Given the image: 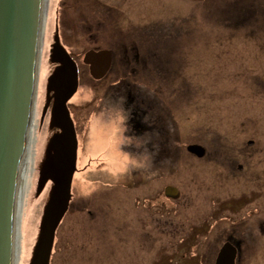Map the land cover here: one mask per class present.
<instances>
[{
    "label": "flooded vegetation",
    "instance_id": "1",
    "mask_svg": "<svg viewBox=\"0 0 264 264\" xmlns=\"http://www.w3.org/2000/svg\"><path fill=\"white\" fill-rule=\"evenodd\" d=\"M103 15L95 20L96 23H93L95 17L91 18L90 27L87 29L89 36H93L101 32L94 30V26L100 23L108 40L91 46L86 42L84 50L77 58H74L68 49L69 46L64 40L67 37L64 36V28L58 23L61 44L76 61L78 69L83 54L91 50H102L111 55V65L106 76L114 70L128 75L111 83L115 86L113 97L116 95L124 100L123 142L119 148L141 160L125 164L118 162L120 168L117 170L113 169V165L104 162L97 166H108L103 172H113L115 177L110 174L108 176L116 179L117 186L132 183L133 196L139 199V205L141 202L143 205L141 211L145 213L150 210L147 213L148 233L154 228L151 211L156 207V211L162 213L160 207L163 205L156 206L158 195L176 203V207L179 206V215L172 216L170 224L173 226L178 221L179 229L183 232L178 240L174 238L177 231L175 236L167 232V235H170L167 237L172 239L168 246L175 242L176 250L173 255L179 249V254L183 253L188 259L195 261V264H216L221 250L227 247L231 254H235L234 264H264V83L262 85V81L255 79L264 78V54L261 55L263 65L258 72L252 65L244 69V78L239 77L240 72L229 73V87H224L223 92L213 88L211 94L214 98H205L204 85L198 84L197 103L191 110V118L196 120L195 129L182 130L178 127L181 122L176 117L180 104L177 102L179 89L174 88L172 82V70H177V65L171 59V53L167 54L168 51L175 54L177 48H180L182 58H188L185 51L187 42L183 34L172 33L168 26L164 32L154 34L152 26L136 28L132 18L125 19L126 24L122 28L120 25L113 27V21L105 13ZM146 27H149L150 33H144L148 30ZM84 35L86 40L88 34L84 32ZM68 36L70 37V30ZM163 44L168 48L164 49ZM217 54L221 55L220 52ZM198 56L195 57L194 66L191 65L196 70V78L203 74L202 58L201 55ZM177 63L181 68L182 60H177ZM82 64L87 66L90 73L89 65L83 60ZM156 73H167L168 76L164 78V96L158 98L156 96L159 94L157 90L160 83ZM141 74L152 75L150 80L153 90L140 83L148 89V95L138 86L136 77ZM129 75H133V79H130ZM172 127L174 129H171ZM174 132L177 133L175 139L172 136ZM201 133L202 142L189 141L194 140L193 136L199 137ZM193 145L202 149L200 154L189 152L188 147ZM173 152L184 153L183 157L179 158L181 162H172L169 154ZM78 159L75 174L79 176L89 168L81 173ZM195 160L199 161V165L192 163ZM200 174L206 180L209 179L208 176L214 177L212 185L203 182ZM177 178V185L181 189L177 190L178 196L166 195V187L175 185L173 182ZM78 179L79 177L75 179L74 175L69 208L56 231L51 264H149L139 263L134 251L126 252L125 248L128 243L127 245L132 244L138 253L140 247L145 252L144 246L136 243H140V236L146 239L142 233L138 235V240L135 233L130 240L120 245L122 251L115 246L108 247L106 235L102 230L99 231L100 224L97 225V221H94L93 226L86 228L85 241L74 233L83 225L80 216H83L84 210L87 209L85 207L82 210L85 206L82 202L83 206H75L77 194L74 184L79 183ZM86 180L89 184L91 178ZM157 182L162 186H157ZM226 183L230 185L228 189L224 187ZM236 186L238 190L235 189ZM210 187L214 191L212 215L197 222L193 218L197 193L201 188L210 190ZM104 195L101 197V210L97 212L94 209L97 212L96 218L99 219V213L110 208L104 202ZM176 197L180 198L179 203ZM88 212L89 215H94L93 209ZM67 218L70 219L66 221ZM212 218V228H200L198 225ZM120 220L124 222L121 218Z\"/></svg>",
    "mask_w": 264,
    "mask_h": 264
},
{
    "label": "rangeland",
    "instance_id": "2",
    "mask_svg": "<svg viewBox=\"0 0 264 264\" xmlns=\"http://www.w3.org/2000/svg\"><path fill=\"white\" fill-rule=\"evenodd\" d=\"M103 13L113 21V27L120 25L122 28L126 24L125 19L132 18L136 28L152 26V33L154 32V34L164 32L167 26L171 28L172 33L183 34V38L187 42L185 51L188 58H182L180 48H177L175 54L170 51L167 54L171 53V59L177 65V70H172L174 71L172 73V82L174 88L178 87L179 89V92H177L179 94L178 99L175 98L181 105L179 104L176 117L181 122L178 127L182 130L195 129L196 120L191 118V110L197 103L198 84L204 85L205 98L211 99L215 97L211 94L213 88H218L220 92H223L225 90L223 89L224 87H229V73L240 72L239 77L244 78V69L246 70L254 65L257 68H254L255 71L258 72L261 69V65H263V56L261 55L264 54V0H49L46 16V38L49 39L46 57L48 69L43 71L41 77L40 119L47 100L48 79L55 69V66L51 63L50 50L54 43L55 33L59 29L58 23L60 22L64 28V36H67L64 40L66 45L69 46L68 49L72 52L74 58H77L84 50L86 42L91 46L100 45L108 40L100 23L94 26V30H101V32L93 36H89V30L87 29V27H90L89 20L95 17L93 23H96L95 20L101 18ZM103 17L105 16L103 15ZM146 28L148 30L144 31V33H150L149 27ZM69 30L70 37L68 36ZM84 32L88 34L86 37L87 41L85 40ZM163 48L168 47L163 44ZM219 52L221 55L217 54ZM198 54L202 58L203 74L196 78V70L191 65L194 66V60ZM215 54L217 55L215 56ZM83 58L84 54L79 61L80 81L78 91L68 102L79 141L78 167L81 169V173L86 168H89L88 171L86 170L87 172L79 176L75 174V179L79 177L78 180L81 184L76 182L74 184V190L77 194L75 206H83L84 204L85 206L82 210L85 207L87 209L84 210L85 214L83 213L84 215L80 216L83 225L76 229L74 233L80 236L82 241H85L86 228L93 226L94 221H97V225L100 224L99 231L102 230L106 235L109 248L112 246L119 248L120 245L130 240L135 233L138 240V235L142 233L146 239L144 240L140 236V243H136L143 245L145 252L140 247L138 253L132 244H125L126 252L131 253V251H134L139 263L195 264V261L188 259L183 253L179 254V249L176 251L177 254H172L176 250L175 242L170 247L168 246L169 241L172 239L167 237L169 235H167V232H171L175 236L177 231L174 237L177 240L180 233L183 232L179 229L178 225L180 223L178 221L175 224L176 226L170 224L172 216L177 217L179 215V206L176 207V203H171L165 197L157 194L156 204L158 205L156 206L163 205V207H160L162 213L156 211V207L154 209L155 213L153 210L151 211L150 217L152 218L153 216L151 220L154 228L148 233V230H146L149 225L147 213L150 210L145 213L141 211L143 205L142 202L139 205V199L134 198V190L131 188L133 186L132 183L127 182L125 185L120 184L117 186L115 185L117 184L116 179L108 176L110 174L111 177H115L113 172L108 174L103 172L108 166H97L104 162L107 165H113V169L117 170L120 168L118 162L125 164L126 162L131 163L141 159L135 157V155L130 156L129 153L119 148L123 142L122 131L124 124L122 121L125 112L122 106L124 105V100L123 98H117L116 95L113 97L115 86L111 83L121 77H128V75L114 70L103 80H96L90 75L87 66L82 64ZM177 60H182L183 65L181 68ZM229 66L231 67L228 69L227 67ZM129 76H131L129 77L130 79H133V75ZM155 76L160 83L158 86L159 90H157L159 94L156 96L158 98V96H164L166 86L164 78L168 76L167 73L166 75L156 73ZM151 77V74H141L136 77L139 83L138 86L145 95L148 89L144 88L140 83L146 84L153 90ZM255 79L262 81L261 84L263 85L264 78L256 77ZM204 117L206 118L207 116L205 115ZM41 122H45L44 130L47 133L42 135L41 129L37 133L35 149L36 175L24 209L21 264H29L32 258L43 209L48 201V194L51 188V183H49L44 191L38 194L39 169L45 157L47 144L54 133L49 128L50 110H48L43 121L41 119ZM171 129L174 128L172 127ZM204 129L206 128L204 127ZM176 135L177 133H172L173 139H175L174 136L176 137ZM193 137L194 140L189 141L202 142V133L199 137ZM182 154L184 153L173 152L169 155L172 158V162L177 160L181 162L179 158L183 157ZM187 162L190 161L187 160ZM192 163L195 166L199 165L197 160ZM86 164L88 165L85 166ZM83 167L84 169H82ZM123 168L125 169V166ZM199 177H201L203 182L212 185L214 177L208 176V180L201 174ZM86 178H91L89 184L87 180L85 181ZM173 183L175 185L172 186L179 190L180 187L177 185L179 178ZM207 183L205 184L207 185ZM156 184L157 186H162L158 182ZM229 186L228 183L224 185L227 189ZM235 189L238 190V186ZM103 194H105L104 202L110 208L99 213L98 216L101 218L99 219L96 218V213L103 206L101 205ZM213 198L214 191L211 190V187L210 190L201 188L197 193L193 211L195 221L200 222L202 219L212 215ZM175 199L179 203L180 198L176 197ZM87 203L89 204L87 205ZM90 209H93L94 215H89L88 211ZM91 218H93L92 221ZM69 219L67 218L66 221ZM212 222L213 218L209 221L198 223V225L200 228L210 229L212 228ZM129 230L130 232H128ZM149 236L150 239L148 240ZM192 237L197 238L193 235ZM166 247H169V249H166ZM118 250L122 251L123 248L120 247ZM108 257L109 259L111 258V256ZM80 264H83V262H80Z\"/></svg>",
    "mask_w": 264,
    "mask_h": 264
},
{
    "label": "water",
    "instance_id": "3",
    "mask_svg": "<svg viewBox=\"0 0 264 264\" xmlns=\"http://www.w3.org/2000/svg\"><path fill=\"white\" fill-rule=\"evenodd\" d=\"M45 0H0V264H21L24 150H30V115H36ZM58 64L47 84L49 128L55 130L39 169L38 194L48 183L39 233L29 264H51L56 231L66 215L77 171L78 137L68 102L79 87L76 61L63 47L58 29L50 50ZM83 62L90 75L104 78L111 65L108 51H88ZM189 152L200 154L193 145ZM168 196L177 189L168 186ZM235 254L224 247L216 264H234Z\"/></svg>",
    "mask_w": 264,
    "mask_h": 264
},
{
    "label": "bare ground",
    "instance_id": "4",
    "mask_svg": "<svg viewBox=\"0 0 264 264\" xmlns=\"http://www.w3.org/2000/svg\"><path fill=\"white\" fill-rule=\"evenodd\" d=\"M48 1L45 0V11H44V23H43V34H42V46H41V58H40V70H39V82H38V93H37V105L36 115H30V150H24V175H23V211H22V222L24 216V209L27 201L29 191H31L33 180L35 178V165H36V145H37V133L41 129V134H46L44 130L45 122H41L39 118V104L41 99L42 89V75L43 71L48 69L47 65V53L49 47V39L46 38V16ZM41 127V128H40ZM55 244V243H54ZM54 249V248H53ZM22 251V246H21ZM52 260V257H51Z\"/></svg>",
    "mask_w": 264,
    "mask_h": 264
}]
</instances>
